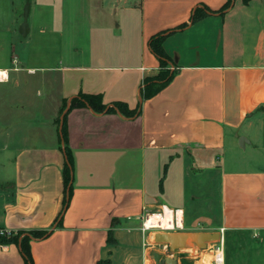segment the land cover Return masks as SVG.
<instances>
[{
  "label": "crops",
  "instance_id": "1",
  "mask_svg": "<svg viewBox=\"0 0 264 264\" xmlns=\"http://www.w3.org/2000/svg\"><path fill=\"white\" fill-rule=\"evenodd\" d=\"M226 1L0 0V228L49 231L29 240L34 264H154L167 230L217 231L219 264H264V0ZM79 93L140 111L67 112L56 226L57 118ZM227 146L250 164L228 166ZM0 264H25L19 242L0 243Z\"/></svg>",
  "mask_w": 264,
  "mask_h": 264
},
{
  "label": "trees",
  "instance_id": "2",
  "mask_svg": "<svg viewBox=\"0 0 264 264\" xmlns=\"http://www.w3.org/2000/svg\"><path fill=\"white\" fill-rule=\"evenodd\" d=\"M244 2H247V0H243ZM232 3V0H227L225 5L220 10L221 12L225 9H227L230 4ZM199 18L197 11H195L192 15L191 21H195ZM183 27V26H182ZM163 35L158 33L157 35L153 36L149 41V48L152 50V52L160 59V62L162 66H165L166 63H168V58L162 48L161 41ZM170 74L168 73V70L163 68L161 73L155 78L153 81L158 82L160 85L166 83L170 79ZM150 81V80H149ZM148 81V82H149ZM149 85V84H148ZM156 91V88L153 86L152 92L154 93ZM151 93V91L149 92ZM146 91V95L149 94ZM150 95V94H149ZM68 106V109L62 116V126L59 132L60 141L62 143V150L64 152V165L62 168V178H63V186H64V199H63V206L62 211L59 213L58 217L55 220V225L60 224V217L62 212L64 211L65 207L68 205V201L72 192V180H73V158L71 155V151L67 144V131H66V114L67 112L73 108V107H79V106H89L94 111L97 112H103V111H119L121 114L126 116H134L139 113L140 107L131 110L127 107V105L124 102L116 101L112 104V106H106L102 102L101 94H81L79 93L76 96H73L70 98L69 102H64L62 108L60 109V115L62 114L63 110ZM59 115V116H60ZM60 117L57 118V123L59 125ZM21 232H18L17 235L11 237V238H0V243H6V242H19L22 255L24 256L25 264H34L33 259L30 253L29 249V240L30 239H39L43 238L46 235H48L49 231H43V230H33L28 233H25L24 236L21 238L20 241H18V237L20 236Z\"/></svg>",
  "mask_w": 264,
  "mask_h": 264
},
{
  "label": "water",
  "instance_id": "3",
  "mask_svg": "<svg viewBox=\"0 0 264 264\" xmlns=\"http://www.w3.org/2000/svg\"><path fill=\"white\" fill-rule=\"evenodd\" d=\"M28 3H26L23 11V25L27 26ZM23 28V27H22ZM68 109V106L60 115L59 132L62 126V116ZM220 239V234L217 231H158L154 234V241L167 246L170 255H163L160 252L153 251L152 257L156 264H177L178 255L175 253L181 248H186L189 245L204 249L209 242H217Z\"/></svg>",
  "mask_w": 264,
  "mask_h": 264
},
{
  "label": "rangeland",
  "instance_id": "4",
  "mask_svg": "<svg viewBox=\"0 0 264 264\" xmlns=\"http://www.w3.org/2000/svg\"><path fill=\"white\" fill-rule=\"evenodd\" d=\"M66 102V101H65ZM60 117V116H58ZM60 123V122H59ZM227 152V164L230 167H240L243 165H247L250 163L245 162V160H248L250 155L249 152H242V150L237 149L238 154L234 153V151H232L231 148H229V146H227L226 149ZM151 242L153 243V251H157L160 253H168V249L167 246L164 247V244H159L156 243L154 241V237L153 239H151ZM217 246V242H210L209 246H207L204 249H199L198 247H194L193 245H189L186 248H184L183 250H181L180 252L183 254H186L187 252H191L192 254H194L193 258H189L187 260H185V264H203L205 262H207L208 264H212V260H211V256L215 255L218 250L216 249ZM189 247L194 248V250H187L189 249ZM204 257L208 258L205 259ZM154 264H156L154 262Z\"/></svg>",
  "mask_w": 264,
  "mask_h": 264
},
{
  "label": "bare ground",
  "instance_id": "5",
  "mask_svg": "<svg viewBox=\"0 0 264 264\" xmlns=\"http://www.w3.org/2000/svg\"><path fill=\"white\" fill-rule=\"evenodd\" d=\"M157 221H158V216H156V215H150L149 218L146 221V224L147 225L156 224ZM187 250H194V248L189 247V249H187ZM204 258L205 259H208L206 257H204ZM211 260H212V262H214V264L221 263L222 260H223V254H222V252L218 251L215 255L211 256ZM203 264H208V263L205 262Z\"/></svg>",
  "mask_w": 264,
  "mask_h": 264
},
{
  "label": "built area",
  "instance_id": "6",
  "mask_svg": "<svg viewBox=\"0 0 264 264\" xmlns=\"http://www.w3.org/2000/svg\"><path fill=\"white\" fill-rule=\"evenodd\" d=\"M146 217L149 218L150 214L146 213ZM16 232H13L12 230H8L5 228H0V238H7L10 237L12 235H14ZM222 242L221 241H217V246L216 249L220 252H222Z\"/></svg>",
  "mask_w": 264,
  "mask_h": 264
},
{
  "label": "snow or ice",
  "instance_id": "7",
  "mask_svg": "<svg viewBox=\"0 0 264 264\" xmlns=\"http://www.w3.org/2000/svg\"><path fill=\"white\" fill-rule=\"evenodd\" d=\"M0 75H2V74H0Z\"/></svg>",
  "mask_w": 264,
  "mask_h": 264
}]
</instances>
